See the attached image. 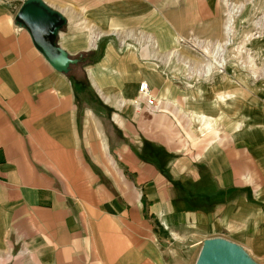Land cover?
<instances>
[{"label": "crops", "instance_id": "obj_1", "mask_svg": "<svg viewBox=\"0 0 264 264\" xmlns=\"http://www.w3.org/2000/svg\"><path fill=\"white\" fill-rule=\"evenodd\" d=\"M22 1L0 0V264H196L204 241L229 240L218 234L236 219L248 238L261 236L264 183L248 173L236 184L226 152L252 150L247 133L208 143L198 162L173 149L202 150L187 131L198 114L217 116L202 94L209 86L108 44L86 68L99 100L81 106L69 75L17 24ZM43 1L67 18L59 45L77 56L70 5ZM216 10V0H133V19L117 27L141 28L169 52L208 31ZM144 81L160 111L135 108ZM162 223L188 244L173 245Z\"/></svg>", "mask_w": 264, "mask_h": 264}, {"label": "rangeland", "instance_id": "obj_2", "mask_svg": "<svg viewBox=\"0 0 264 264\" xmlns=\"http://www.w3.org/2000/svg\"><path fill=\"white\" fill-rule=\"evenodd\" d=\"M55 4L62 8L70 5L68 12L73 15L69 37L82 51L75 56L80 62L73 66L70 76L84 85L88 81L89 88L81 86L85 106L96 105L99 97L86 74L87 66L93 62L85 56L83 60V54L100 56L108 44H115L117 50L132 48L141 62L157 64L159 70L165 69L166 73L174 69L176 79L188 86L191 84L190 87L209 86L202 94L204 98L207 93L210 95L211 111H217V116L198 114L201 115L199 121L187 122L191 127V131H187V141L193 140V146L202 150H182L188 146L179 144L173 148L175 152L188 153L196 161L208 143L216 141L224 145L227 138L228 143L231 142V133L243 136L245 132L254 146L252 150H226L228 156L233 153L235 183L247 182L242 178L248 173L255 177L258 186L264 183V0H216L217 21L208 27L211 32L203 30L201 35L189 34L169 52L147 47L150 41L157 44V40L141 28L117 27L133 19V0H59ZM113 32H122V35L118 39ZM140 35L145 42H141ZM99 36L95 48L94 39ZM126 37L129 39L123 46ZM197 138L201 140L199 144ZM261 197L260 190L257 198ZM240 219L218 231V235L237 241L240 247L245 246L247 250L242 248L257 264H264V228L261 236L248 238L250 234L247 235V228ZM162 226L169 232L173 245L185 244L184 234L180 235L165 223Z\"/></svg>", "mask_w": 264, "mask_h": 264}, {"label": "water", "instance_id": "obj_3", "mask_svg": "<svg viewBox=\"0 0 264 264\" xmlns=\"http://www.w3.org/2000/svg\"><path fill=\"white\" fill-rule=\"evenodd\" d=\"M31 36L35 48L57 71L69 74L80 59L59 45L68 20L43 0H23L15 18ZM196 264H257L238 244L225 238L206 239Z\"/></svg>", "mask_w": 264, "mask_h": 264}, {"label": "built area", "instance_id": "obj_4", "mask_svg": "<svg viewBox=\"0 0 264 264\" xmlns=\"http://www.w3.org/2000/svg\"><path fill=\"white\" fill-rule=\"evenodd\" d=\"M112 35L116 36V38L119 39L122 35V32H113ZM129 37H131V36H129ZM129 37H126L122 41L123 46L128 41ZM100 38H101V36L94 39L95 48H97L96 43H97V40H99ZM140 38H141L142 43L145 42V38L143 37V35H140ZM136 43H138V42L136 41ZM147 47L152 48V49H157L158 46H157L156 42L154 43V42L150 41L147 44ZM162 103H163L162 101L157 100V98L153 94V90H152V88L148 82L144 81V82L140 83L139 91H138V97L134 102L135 108H141L143 106H146L150 110L160 111L162 108Z\"/></svg>", "mask_w": 264, "mask_h": 264}, {"label": "trees", "instance_id": "obj_5", "mask_svg": "<svg viewBox=\"0 0 264 264\" xmlns=\"http://www.w3.org/2000/svg\"><path fill=\"white\" fill-rule=\"evenodd\" d=\"M84 56L86 57V59H90L91 62H95L99 59L100 56L98 55H89V56H86L83 54V60H84ZM78 66V65H77ZM74 69V67H72L70 73L72 74V70ZM68 74L70 79L73 81L72 84H73V87H74V90H75V94H76V98H77V102L79 103V105L81 106H85L84 104V100L83 98L81 97L82 96V89H81V86L82 87H85V88H89V84H88V81L86 80L85 83L86 85L82 84L81 82L77 81L73 76H70L71 74Z\"/></svg>", "mask_w": 264, "mask_h": 264}]
</instances>
